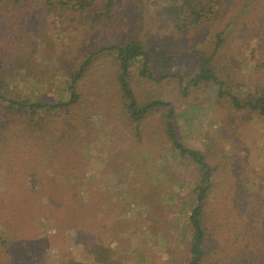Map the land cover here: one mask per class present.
<instances>
[{"label": "rangeland", "instance_id": "374dc122", "mask_svg": "<svg viewBox=\"0 0 264 264\" xmlns=\"http://www.w3.org/2000/svg\"><path fill=\"white\" fill-rule=\"evenodd\" d=\"M117 7L119 23L97 38L83 32L60 33L58 26L37 19L32 26L37 35L28 42L22 55L24 66H10L12 76L26 82L21 90L42 102L67 101L69 94L64 87L68 76L79 69L88 53L96 52L100 46L111 47L118 42L122 45L126 34L135 32L132 21L139 28L141 12L137 0H118ZM153 9L143 12L147 16L144 29L133 38L139 36L147 47L155 78L160 77L155 70V53L160 47L177 56V72L191 77L198 61L212 46L210 33L191 41L188 37L173 36L165 28L157 30L158 25L150 22L149 17ZM232 38L221 54L218 76L229 82L232 91L242 98L264 94L260 39L253 31L234 32ZM115 63L116 54L96 59L91 72L77 83V92L83 94L80 105L75 107L76 143L81 148L76 157L79 168L68 171L67 186L53 191L50 207L59 212L74 211L84 231H94L111 221L119 254L112 264H186L191 228L185 226L182 217H176V212L182 202L192 203L195 198L191 187L199 181L197 166L180 158L174 150L168 153L165 122L157 113L141 119V138L135 135V123L131 119L117 122L121 94ZM137 71L138 68H131L135 94L174 104L173 124L180 141L200 151L218 168L213 190L206 200L207 214L212 219L220 215L225 198L233 195L234 178L242 177L241 174L250 180L249 188L254 196L264 198V183L258 178L264 165V119L247 113L234 114L227 99H216L203 87L189 91L182 99L177 79L159 84L140 77ZM90 90L98 91L93 106L85 96ZM0 197L8 198L5 168L1 165ZM41 204L38 198L31 207L39 208ZM45 214L49 215L47 211ZM35 228V235L47 248V264H57V260L69 257L74 258L73 264H83L84 255L74 245L73 231L60 237L55 223H48L45 218L36 220ZM3 231L8 234L6 228ZM222 232L214 223L208 235L216 241ZM11 238L18 241L23 234ZM22 262L39 264L40 261L25 258Z\"/></svg>", "mask_w": 264, "mask_h": 264}, {"label": "trees", "instance_id": "16d2710c", "mask_svg": "<svg viewBox=\"0 0 264 264\" xmlns=\"http://www.w3.org/2000/svg\"><path fill=\"white\" fill-rule=\"evenodd\" d=\"M137 2L141 12L139 28L138 23L132 21L135 32L127 33L122 45L118 42L111 47L100 46L96 52L88 53L79 69L68 76L64 87L69 94L67 101L42 102L21 90L26 82L12 76L10 68L24 66L22 55L28 42L34 41L37 35L32 31L37 19L58 26L60 33L83 32L97 38L119 23L118 0H0V165L5 168L8 191L7 199L0 197V264H23L25 258H36L39 264H47V248L35 235V223L40 218L54 222L60 237L69 231L75 233L74 245L84 255L83 264H112L115 257L118 258L111 221L94 231H84L74 211L59 212L49 203L53 201V191L70 182L68 171L79 168L76 157L81 148L76 143L75 107L80 105L83 94L77 92V83L89 70L91 72L96 59L112 54H116L121 94L118 101L121 114L117 122L131 119L135 123V135L141 138V119L149 113H157L165 122V135L170 144L168 153L174 150L180 158L197 166L199 181L191 187L195 198L190 199L192 203L182 202L176 212V217H182L185 226L191 228L186 264H264V198L254 196L249 188L250 180L241 174L242 177L234 178L233 195L225 198L220 215L212 219L207 214L206 200L213 190L217 166L211 165L200 151L180 141L173 124L174 104L160 98L138 97L131 86L134 66L138 68V75L149 81L160 84L163 80L177 79L182 99L189 91L203 87L216 99H227L234 114L247 113L264 119V94L242 98L232 91L229 82L220 79L217 68L234 32L253 31L260 39L258 48L264 56V0ZM151 7L154 9L149 15L150 22L158 25L157 30L165 28L173 36L188 37L191 41L210 33L212 46L198 61L191 77L177 72V56L160 47L155 53V70L160 77L155 78L147 47L139 36L133 38L143 31L147 19L143 12ZM96 92L85 93L90 106L97 102ZM258 173L264 183V165ZM38 198L41 206L32 208L31 204ZM214 223L223 231L216 241L208 235ZM18 234H23V238L18 241L11 238ZM74 261L69 257L57 260V264H73Z\"/></svg>", "mask_w": 264, "mask_h": 264}]
</instances>
